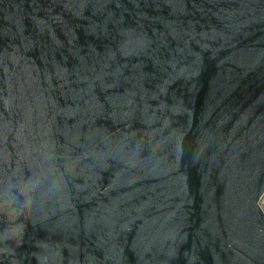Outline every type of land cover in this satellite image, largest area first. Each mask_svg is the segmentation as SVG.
Here are the masks:
<instances>
[{"label":"water","instance_id":"1","mask_svg":"<svg viewBox=\"0 0 264 264\" xmlns=\"http://www.w3.org/2000/svg\"><path fill=\"white\" fill-rule=\"evenodd\" d=\"M264 0H0V264H264Z\"/></svg>","mask_w":264,"mask_h":264},{"label":"built area","instance_id":"2","mask_svg":"<svg viewBox=\"0 0 264 264\" xmlns=\"http://www.w3.org/2000/svg\"><path fill=\"white\" fill-rule=\"evenodd\" d=\"M259 206L261 207V209L264 212V193L262 194L260 200H259Z\"/></svg>","mask_w":264,"mask_h":264}]
</instances>
